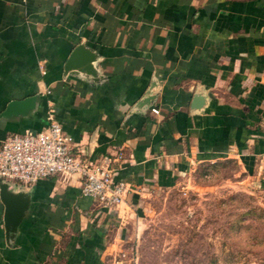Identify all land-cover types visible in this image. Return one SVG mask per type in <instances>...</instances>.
I'll list each match as a JSON object with an SVG mask.
<instances>
[{
  "label": "crops",
  "instance_id": "crops-1",
  "mask_svg": "<svg viewBox=\"0 0 264 264\" xmlns=\"http://www.w3.org/2000/svg\"><path fill=\"white\" fill-rule=\"evenodd\" d=\"M79 44L96 79L65 70ZM30 96L0 118V145L52 111L78 155L130 188L108 207L59 176L14 186L29 205L9 235L0 199V264H104L150 185L223 159L264 169V0H0V112Z\"/></svg>",
  "mask_w": 264,
  "mask_h": 264
},
{
  "label": "rangeland",
  "instance_id": "rangeland-1",
  "mask_svg": "<svg viewBox=\"0 0 264 264\" xmlns=\"http://www.w3.org/2000/svg\"><path fill=\"white\" fill-rule=\"evenodd\" d=\"M147 187L104 264H264V169L235 159Z\"/></svg>",
  "mask_w": 264,
  "mask_h": 264
},
{
  "label": "built area",
  "instance_id": "built-area-1",
  "mask_svg": "<svg viewBox=\"0 0 264 264\" xmlns=\"http://www.w3.org/2000/svg\"><path fill=\"white\" fill-rule=\"evenodd\" d=\"M151 112L157 114L153 107ZM45 128L8 135L0 145V180L10 186H27L41 178L61 177L80 183L81 193L102 206L116 207L124 201L130 186L112 180L107 165L92 164L75 152L72 138L66 134L52 111ZM119 158V157H118Z\"/></svg>",
  "mask_w": 264,
  "mask_h": 264
},
{
  "label": "water",
  "instance_id": "water-1",
  "mask_svg": "<svg viewBox=\"0 0 264 264\" xmlns=\"http://www.w3.org/2000/svg\"><path fill=\"white\" fill-rule=\"evenodd\" d=\"M96 54L89 48L79 44L74 48L65 63V70L81 75L85 78L96 79V71L93 63ZM153 95L147 93L140 102V107L147 106L153 99ZM37 96L26 97L21 100L10 101L0 112V118H7L11 115H23L35 108ZM0 199L4 204V225L7 234L15 233L17 226L24 216L29 205V196L23 191H15L13 186L0 180Z\"/></svg>",
  "mask_w": 264,
  "mask_h": 264
}]
</instances>
